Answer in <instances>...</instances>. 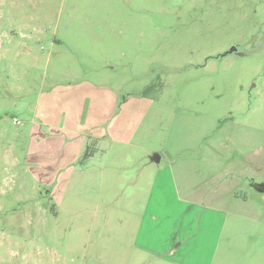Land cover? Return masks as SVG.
<instances>
[{
	"label": "rangeland",
	"instance_id": "374dc122",
	"mask_svg": "<svg viewBox=\"0 0 264 264\" xmlns=\"http://www.w3.org/2000/svg\"><path fill=\"white\" fill-rule=\"evenodd\" d=\"M0 264H264V0H0Z\"/></svg>",
	"mask_w": 264,
	"mask_h": 264
},
{
	"label": "crops",
	"instance_id": "0c3cea01",
	"mask_svg": "<svg viewBox=\"0 0 264 264\" xmlns=\"http://www.w3.org/2000/svg\"><path fill=\"white\" fill-rule=\"evenodd\" d=\"M247 157V156H246ZM245 157V158H246ZM202 157H200L199 159H201ZM248 158V157H247ZM215 161H216V163H222V164H224V162L226 163V164H228L229 166H231V167H233L232 166V164L233 163H237L238 162V160H237V158H226V161H224L221 157L220 158H218V157H216L215 156ZM227 165V166H228ZM224 168V167H223ZM228 168V167H227ZM199 173H203V172H200V170L198 171ZM199 173H196L197 175L199 174ZM222 174H224L223 173V171L221 172V174H218V173H215V176L213 175V173H209V172H205L204 174H202L201 176H198V180H200V181H197V183H195V184H192V187L193 186H199L200 184H202V186H204L206 183L205 182H207V181H205V180H213L215 177H219V176H221ZM217 175H219V176H217ZM225 177H226V174L224 175V176H221V177H219V179L220 180H225ZM240 178H244V180L245 181H248L250 178L249 177H247V176H245V175H243L242 177H240ZM251 179H253V178H251ZM200 187V186H199ZM184 190H186V192L184 191ZM184 192H185V194L187 195V196H189L190 195V193H192V190H191V188L189 189V188H184ZM245 192V191H244ZM244 192L242 191V192H237V191H235L234 193H232L231 195H229V201H235L236 203H245L246 201H247V196H246V194H244Z\"/></svg>",
	"mask_w": 264,
	"mask_h": 264
}]
</instances>
